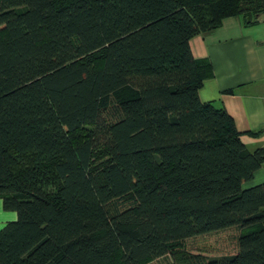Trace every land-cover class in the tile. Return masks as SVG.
I'll return each mask as SVG.
<instances>
[{"label":"trees","instance_id":"1","mask_svg":"<svg viewBox=\"0 0 264 264\" xmlns=\"http://www.w3.org/2000/svg\"><path fill=\"white\" fill-rule=\"evenodd\" d=\"M263 13L264 0H0V203L15 214L0 264H264V181L243 186L264 146L200 100L212 66L189 44ZM224 231L225 253L191 250Z\"/></svg>","mask_w":264,"mask_h":264},{"label":"crops","instance_id":"2","mask_svg":"<svg viewBox=\"0 0 264 264\" xmlns=\"http://www.w3.org/2000/svg\"><path fill=\"white\" fill-rule=\"evenodd\" d=\"M189 44L194 57L212 66V75L198 90L200 100L226 109L249 151L264 146V13L253 23L241 15L226 17L216 28L191 37ZM253 181H264V163ZM14 217L0 203V227Z\"/></svg>","mask_w":264,"mask_h":264},{"label":"rangeland","instance_id":"3","mask_svg":"<svg viewBox=\"0 0 264 264\" xmlns=\"http://www.w3.org/2000/svg\"><path fill=\"white\" fill-rule=\"evenodd\" d=\"M256 184L254 183V181L252 182L251 180L245 181L243 183L244 187L250 186ZM229 231H224L221 233H217V234H212L207 238H201L199 239V243H194V241L190 242V247L192 251H201V252H205L207 251V248L211 246V243H216L218 246L217 248L220 249V251L222 253H225L226 251H228V237H229ZM167 259L165 258H160V259H156L148 264H164L166 262Z\"/></svg>","mask_w":264,"mask_h":264}]
</instances>
